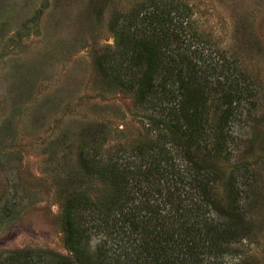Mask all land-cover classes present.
<instances>
[{"label":"rangeland","instance_id":"374dc122","mask_svg":"<svg viewBox=\"0 0 264 264\" xmlns=\"http://www.w3.org/2000/svg\"><path fill=\"white\" fill-rule=\"evenodd\" d=\"M176 5L207 41L206 56L252 90L213 166L223 178L217 198L236 197L247 224L246 238L220 261L264 264V0H0V252L70 256L67 191L96 198L107 189L81 173L82 146L102 138L101 156L128 158L156 140L153 110H140L95 58L115 51L114 16ZM207 118L215 129L216 117ZM231 174L238 178L230 191Z\"/></svg>","mask_w":264,"mask_h":264},{"label":"trees","instance_id":"16d2710c","mask_svg":"<svg viewBox=\"0 0 264 264\" xmlns=\"http://www.w3.org/2000/svg\"><path fill=\"white\" fill-rule=\"evenodd\" d=\"M180 9L114 16L115 51L95 58L135 95L140 110H153L156 140L128 158L101 156L102 138L82 146L81 173L107 189L96 198L67 191L62 213L70 256L28 248L0 252V264H223L220 258L246 238L237 198H217L223 178L213 163L252 90L206 56L207 41ZM208 115L216 117L215 129ZM237 178L229 176L226 189Z\"/></svg>","mask_w":264,"mask_h":264}]
</instances>
